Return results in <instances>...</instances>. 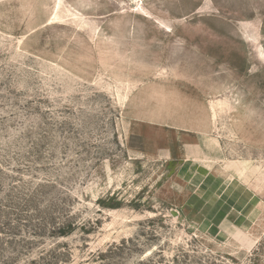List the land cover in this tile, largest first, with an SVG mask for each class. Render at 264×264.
I'll return each instance as SVG.
<instances>
[{"label":"rangeland","instance_id":"rangeland-1","mask_svg":"<svg viewBox=\"0 0 264 264\" xmlns=\"http://www.w3.org/2000/svg\"><path fill=\"white\" fill-rule=\"evenodd\" d=\"M0 264H264V0H0Z\"/></svg>","mask_w":264,"mask_h":264}]
</instances>
